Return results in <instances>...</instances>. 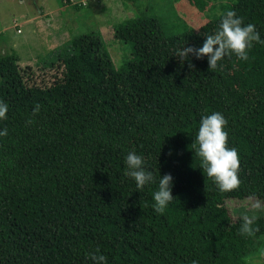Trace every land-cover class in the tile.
<instances>
[{"label": "trees", "instance_id": "1", "mask_svg": "<svg viewBox=\"0 0 264 264\" xmlns=\"http://www.w3.org/2000/svg\"><path fill=\"white\" fill-rule=\"evenodd\" d=\"M189 4L203 12L209 0ZM227 10L264 40V0H234L180 34H165L144 12L117 23L115 37L132 43L118 68L95 31L65 42L48 66L0 57L8 105L0 264H93V254L103 264H251L264 245V215L248 217L244 232L246 216L233 219L225 202H264V42H253L247 60L226 55L215 70L205 56L176 54L201 46ZM213 111L227 119V146L240 160V185L227 192L200 168L194 147L200 116ZM129 151L154 176L141 190L126 175ZM165 173L174 197L156 213L152 194Z\"/></svg>", "mask_w": 264, "mask_h": 264}, {"label": "rangeland", "instance_id": "2", "mask_svg": "<svg viewBox=\"0 0 264 264\" xmlns=\"http://www.w3.org/2000/svg\"><path fill=\"white\" fill-rule=\"evenodd\" d=\"M233 1L209 0L200 12L189 0L187 5L184 0H69L61 8L60 0H0V49L16 55L9 51V41H15L20 60L48 66L65 42L82 32L95 31L118 68L132 56V43L115 37L117 23L144 12L158 19L165 34H180L187 28L197 29L201 20L217 16ZM29 17L38 20L32 30L24 20ZM256 204L260 207L254 208ZM225 205L233 219L264 215V202L255 197L227 199ZM262 259L264 245L249 258L251 264Z\"/></svg>", "mask_w": 264, "mask_h": 264}, {"label": "clouds", "instance_id": "3", "mask_svg": "<svg viewBox=\"0 0 264 264\" xmlns=\"http://www.w3.org/2000/svg\"><path fill=\"white\" fill-rule=\"evenodd\" d=\"M264 42L259 31L253 23H243L240 16L234 10H227L219 21V26L213 34L205 35L201 46H183L176 53L186 59L194 54L197 58L205 56L208 68L215 70L217 62L223 57L234 53L240 60L248 59V50L253 42ZM215 45V47H213ZM8 105L0 101V120L6 118ZM39 111V105L33 108V112ZM227 119L219 111H213L200 116L199 127L196 132L194 145L196 154L200 157V168L208 177L212 178L218 190L227 192L239 187L238 178L239 155L235 147H228ZM7 134V129H0V136ZM126 175L135 182V189L141 190L145 185L154 181L152 171L146 168L143 157L135 151H129L125 157ZM158 187L153 192V209L156 213H163L173 199L171 188L173 177L170 173L159 175ZM254 208H259L256 204ZM251 220L245 217L244 232H250ZM93 264H103V255H91ZM195 264V262H193Z\"/></svg>", "mask_w": 264, "mask_h": 264}, {"label": "crops", "instance_id": "4", "mask_svg": "<svg viewBox=\"0 0 264 264\" xmlns=\"http://www.w3.org/2000/svg\"><path fill=\"white\" fill-rule=\"evenodd\" d=\"M60 6H62V5H59V7L58 8H61ZM37 15H39V12H38V14ZM39 19V18H38ZM25 21H28V22H26V23H28V24H31V30L35 27V25H36V23L38 22V20L37 19H33V17H29V18H26V19H24ZM20 25V24H19ZM20 31V30H19ZM9 43H10V45H9V51L10 52H14V53H17L18 55H19V51L18 50H20L18 47H17V43L15 42V41H9ZM3 51H4V53H3ZM0 57L2 56V55H5V54H8L7 52H6V50H5V48H1L0 49ZM16 54V55H17ZM22 57V56H21Z\"/></svg>", "mask_w": 264, "mask_h": 264}]
</instances>
